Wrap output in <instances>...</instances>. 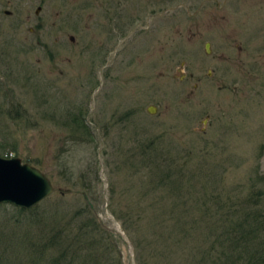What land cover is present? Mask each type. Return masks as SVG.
<instances>
[{
	"label": "rangeland",
	"instance_id": "obj_1",
	"mask_svg": "<svg viewBox=\"0 0 264 264\" xmlns=\"http://www.w3.org/2000/svg\"><path fill=\"white\" fill-rule=\"evenodd\" d=\"M0 155L53 184L0 204V264L92 220L114 264H192L264 215V0H0Z\"/></svg>",
	"mask_w": 264,
	"mask_h": 264
},
{
	"label": "trees",
	"instance_id": "obj_2",
	"mask_svg": "<svg viewBox=\"0 0 264 264\" xmlns=\"http://www.w3.org/2000/svg\"><path fill=\"white\" fill-rule=\"evenodd\" d=\"M155 165L157 164L156 161ZM257 195L253 196V201L245 205V208L224 212L223 220L216 223L219 230H215L214 241L210 248L201 250L195 249L191 252L192 264L198 259L199 262L209 264H264V215L257 211ZM255 203V204H253ZM23 209L25 208H19ZM223 209V208H221ZM256 210V211H255ZM27 211V209H26ZM260 212V213H259ZM220 213V211H219ZM181 217H176L175 222L182 239H187L191 232L181 222ZM94 225L80 226L75 242L68 245L59 246L58 235L33 241L30 249L24 253L22 264H114L103 256L100 257L97 246H103L101 242H96L94 235L100 228L97 222L92 220ZM126 229V227H125ZM127 230V229H126ZM80 238V239H79ZM84 240V241H83ZM139 257L138 244L134 240ZM104 248V247H103ZM20 263V264H21ZM201 263V264H202ZM121 264V263H119ZM139 264V262H138Z\"/></svg>",
	"mask_w": 264,
	"mask_h": 264
},
{
	"label": "water",
	"instance_id": "obj_3",
	"mask_svg": "<svg viewBox=\"0 0 264 264\" xmlns=\"http://www.w3.org/2000/svg\"><path fill=\"white\" fill-rule=\"evenodd\" d=\"M6 11V14H10ZM71 40H74L71 37ZM206 51L210 52V43H206ZM148 111L154 114L155 108ZM53 184L47 175L30 163H23L18 157L0 155V204H13L18 208L31 209L41 203L52 193Z\"/></svg>",
	"mask_w": 264,
	"mask_h": 264
},
{
	"label": "flooded vegetation",
	"instance_id": "obj_4",
	"mask_svg": "<svg viewBox=\"0 0 264 264\" xmlns=\"http://www.w3.org/2000/svg\"><path fill=\"white\" fill-rule=\"evenodd\" d=\"M72 37V36H71ZM71 37H70V40H71ZM74 38V37H73ZM72 41H75V40H72ZM207 52V51H206Z\"/></svg>",
	"mask_w": 264,
	"mask_h": 264
}]
</instances>
